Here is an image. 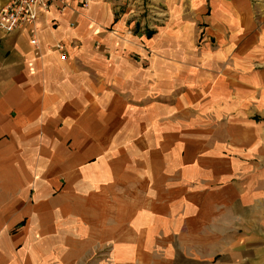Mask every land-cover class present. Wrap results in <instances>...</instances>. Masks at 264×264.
I'll return each instance as SVG.
<instances>
[{"label":"crops","instance_id":"crops-1","mask_svg":"<svg viewBox=\"0 0 264 264\" xmlns=\"http://www.w3.org/2000/svg\"><path fill=\"white\" fill-rule=\"evenodd\" d=\"M129 1L51 7L36 46L30 27L0 31V264L38 263L33 249L7 247L6 229L25 219L23 237L37 239L30 225L54 205L37 176L59 174L47 163L59 145V175L84 183L109 176L103 147L119 131L144 142L150 129H161L164 168L158 264H264V0H155L168 18L153 34L131 32ZM90 157L98 164L80 169Z\"/></svg>","mask_w":264,"mask_h":264},{"label":"rangeland","instance_id":"rangeland-1","mask_svg":"<svg viewBox=\"0 0 264 264\" xmlns=\"http://www.w3.org/2000/svg\"><path fill=\"white\" fill-rule=\"evenodd\" d=\"M139 1L135 3L132 0L126 3V6L127 4L133 6V11L128 16V8L124 7L127 19L135 21V27L131 32L135 34L144 29L145 32L156 33L157 27H161L168 18L164 4H159L155 0ZM257 1L250 0L251 4L254 2L256 4ZM120 7L123 8L122 4ZM198 28L199 36L205 33L204 24ZM205 42L199 37L197 46L201 47ZM208 42L215 41L212 39ZM150 130L153 137L144 142H140L138 137L129 136L125 131H119V143H109L108 147H103L110 152L105 154L106 160L100 163L103 165V171L106 170L109 176L90 172L85 177V184L77 181L76 174L59 175L62 163V160L56 158L61 153L57 151L61 150L62 145H59L55 149V158L47 162L51 167H55L54 171L59 174H54L52 179L37 176L39 183L47 180V187L49 183L53 185L52 195L48 200L54 202L46 211L44 208L39 209L45 212L41 217L44 222L30 225L37 239L23 237V231L28 225L27 221L23 223L25 220L23 219L6 229L7 247L15 251L24 247L33 249L31 252L37 254L35 256L37 264H116V262L125 264V260L129 258H133L132 264H158V260H161V247L164 245L160 238L161 235L164 237V234H161L160 217L161 197L165 194L161 192L163 182L161 174L164 168L161 167V142L157 143V139L161 140V129ZM67 147L66 144L64 149L67 150ZM166 147L170 150L173 146ZM97 164L98 161L90 157L85 165H80V169ZM70 166L76 168V164ZM86 195L90 206L85 207ZM63 199L65 202L69 200L71 205L69 208L63 204ZM98 203L100 209L95 205ZM121 204L128 208L117 207ZM116 212L118 217L115 221ZM143 230L144 235L149 236L148 239H144L143 244L148 248L149 254L137 255L138 251H135L132 255L136 248L139 250L144 248L140 246L142 239L137 238L136 243V237L142 235ZM129 238H135L132 243L134 247L133 252L126 253L125 249L128 246L126 240ZM26 259V264L31 263L28 257Z\"/></svg>","mask_w":264,"mask_h":264},{"label":"built area","instance_id":"built-area-1","mask_svg":"<svg viewBox=\"0 0 264 264\" xmlns=\"http://www.w3.org/2000/svg\"><path fill=\"white\" fill-rule=\"evenodd\" d=\"M90 0H6L0 8V31L5 34L22 31L30 27V43L36 46L34 27L40 16L51 7L58 11H64L71 4L86 7ZM59 51V58L62 61L67 59L60 45L55 47Z\"/></svg>","mask_w":264,"mask_h":264}]
</instances>
